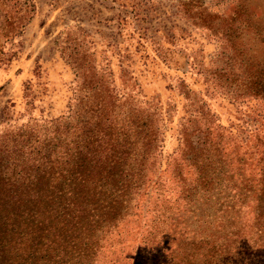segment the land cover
<instances>
[{
  "label": "rangeland",
  "instance_id": "1",
  "mask_svg": "<svg viewBox=\"0 0 264 264\" xmlns=\"http://www.w3.org/2000/svg\"><path fill=\"white\" fill-rule=\"evenodd\" d=\"M31 2L26 20L0 0V137L33 128L57 170L50 137L74 135L80 104L77 147L109 143L117 181L140 182L89 263L264 264V0ZM81 82L112 96L114 125L93 126Z\"/></svg>",
  "mask_w": 264,
  "mask_h": 264
},
{
  "label": "trees",
  "instance_id": "2",
  "mask_svg": "<svg viewBox=\"0 0 264 264\" xmlns=\"http://www.w3.org/2000/svg\"><path fill=\"white\" fill-rule=\"evenodd\" d=\"M23 4L28 20L33 3L23 0ZM74 67L80 76L78 62L75 61ZM90 68L87 66L86 75ZM89 76L92 78L95 73L92 71ZM90 82L89 86L83 82L77 85L79 90L90 88L91 94H95L92 99L95 107L89 105V111L95 117L93 126L97 127L103 120L108 122L106 127L109 128L114 125L112 96H103L99 103L96 98L102 93L100 90L94 92ZM78 108L73 115L74 135L81 129L80 104ZM59 120H52L56 130L62 125L65 131L68 130L65 123L57 124ZM30 129L31 132L19 128L12 137L6 134L0 137V264H90L95 257L96 245L93 243L97 233L113 226L121 216L127 198L140 182L117 181L120 173L117 162L121 157L109 143L99 149L91 148L90 156L94 157L87 158L81 147H77L80 137H85L83 133L75 135L78 139L72 132H65L62 139L60 135L50 137L62 148L63 140H67L61 156L68 159L53 170L50 150L52 154L57 150L43 141L37 140L36 146L29 144L34 132ZM145 141L140 155H145L147 146H151L150 134ZM72 142L75 148L70 146ZM82 144L88 146L92 142L86 139ZM99 150L104 154L103 161L96 160L95 154ZM98 188L99 192H96Z\"/></svg>",
  "mask_w": 264,
  "mask_h": 264
}]
</instances>
